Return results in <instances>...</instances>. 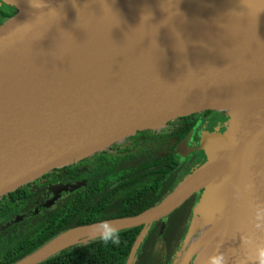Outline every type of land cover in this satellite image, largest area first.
<instances>
[{
    "label": "water",
    "instance_id": "obj_1",
    "mask_svg": "<svg viewBox=\"0 0 264 264\" xmlns=\"http://www.w3.org/2000/svg\"><path fill=\"white\" fill-rule=\"evenodd\" d=\"M2 1L17 10L0 23V196L139 130L226 111L224 132L202 136L201 167L151 208L105 221L118 230L146 227L203 189L208 205L220 208L227 264L250 254L243 238L264 243L251 222L252 208L264 204V0ZM158 22L174 31L145 36ZM185 142L176 154H186ZM220 159L217 178L204 184ZM96 222L64 230L12 264H38L96 239L70 238ZM207 227L194 213L181 264L193 257L208 264L207 256L196 262L192 248Z\"/></svg>",
    "mask_w": 264,
    "mask_h": 264
},
{
    "label": "trees",
    "instance_id": "obj_2",
    "mask_svg": "<svg viewBox=\"0 0 264 264\" xmlns=\"http://www.w3.org/2000/svg\"><path fill=\"white\" fill-rule=\"evenodd\" d=\"M16 10L2 1L0 23ZM200 114L195 112L157 128L137 131L0 196V264L14 263L71 227L139 214L158 204L194 170L189 155H178L175 149ZM82 174L86 176L81 189L49 208L51 199L45 198L50 194V183ZM197 195L194 193L166 217L146 227L119 230L118 245H104L93 239L69 246L38 264H126L141 231L131 264H181L187 255L182 244L194 217ZM201 232L197 226L194 237Z\"/></svg>",
    "mask_w": 264,
    "mask_h": 264
},
{
    "label": "flooded vegetation",
    "instance_id": "obj_3",
    "mask_svg": "<svg viewBox=\"0 0 264 264\" xmlns=\"http://www.w3.org/2000/svg\"><path fill=\"white\" fill-rule=\"evenodd\" d=\"M196 113H202V114L198 115L197 117H194L193 120H197L194 127L187 134V136L177 144L176 149H175L176 151L179 145L181 144V142L185 140L187 152L183 156L189 155V158H191V161H192L191 162L192 165L195 164V159H197L199 156L200 157L204 156L206 158L204 145L201 146L200 144L203 134L207 135L209 133L213 134V133L224 132V130L227 127L228 120H229V115L227 114V112H224V111L203 110V111H199ZM85 176L86 175L82 174L81 176H78L76 179L70 178L62 182L50 183V186L52 187L53 185L54 187L53 189L49 187L50 194L47 195L45 198V200L51 199V204L49 205V208L54 207L56 205V202L59 199L68 196L69 194H71L73 191L77 189H81V187L84 185V182H85L84 180ZM73 183H77V184L71 187L70 184H73ZM63 184H65V186L61 187ZM198 195L196 198V202H198Z\"/></svg>",
    "mask_w": 264,
    "mask_h": 264
},
{
    "label": "clouds",
    "instance_id": "obj_4",
    "mask_svg": "<svg viewBox=\"0 0 264 264\" xmlns=\"http://www.w3.org/2000/svg\"><path fill=\"white\" fill-rule=\"evenodd\" d=\"M251 222L254 229L264 231V204H257L251 211ZM93 236L104 245H118L120 243L119 230L111 223L100 220L93 226ZM241 244L250 250L242 264H264V243L256 244L251 238L245 237ZM208 264H227V259L222 252L209 257Z\"/></svg>",
    "mask_w": 264,
    "mask_h": 264
},
{
    "label": "rangeland",
    "instance_id": "obj_5",
    "mask_svg": "<svg viewBox=\"0 0 264 264\" xmlns=\"http://www.w3.org/2000/svg\"><path fill=\"white\" fill-rule=\"evenodd\" d=\"M1 2V1H0ZM202 149V148H201ZM206 162V158L204 156H199L197 159H195V164H193V171L201 167ZM77 183L70 184V186H75ZM69 187V186H68ZM67 187V188H68ZM203 189H200L198 192V202L194 208V213L196 215L203 213L204 222L206 223V226H208L201 237L194 242L193 249L196 253H198V260L205 259L204 257L207 256L210 257L212 253V246L214 244V235H209L211 233L212 224L219 218L220 216V208L217 209L216 207H212L208 205L209 199L205 200V196L203 194ZM215 211V212H214ZM202 220V219H201ZM207 233V234H206ZM206 234V235H205ZM214 237V238H213ZM193 262L192 264H194Z\"/></svg>",
    "mask_w": 264,
    "mask_h": 264
},
{
    "label": "bare ground",
    "instance_id": "obj_6",
    "mask_svg": "<svg viewBox=\"0 0 264 264\" xmlns=\"http://www.w3.org/2000/svg\"><path fill=\"white\" fill-rule=\"evenodd\" d=\"M146 21H151V20H146ZM150 26H148L145 29L144 35L146 34V35L150 36L152 34V37H154V39H156L157 31L163 30V31L169 32V33H172L174 31V28L172 26H170L168 24L159 23V22L158 23H151ZM221 164H222V159H220V160H218L216 162L215 167L209 173L206 174V176L204 178V181H203V182H205L204 184H207L208 182L213 181V180H215L217 178L218 171L220 169ZM175 195L171 196L166 201V203L170 202ZM215 226H216V228L214 230V233H215V237H216V242L214 244V247H216V253L217 252H223L222 251V246H221L219 238H218L219 237V229H220L219 228L220 227L219 220L216 221V225ZM92 235H93V228L92 229H81V230L74 231L70 238H74L75 239V238H78V237H85V236H92Z\"/></svg>",
    "mask_w": 264,
    "mask_h": 264
}]
</instances>
